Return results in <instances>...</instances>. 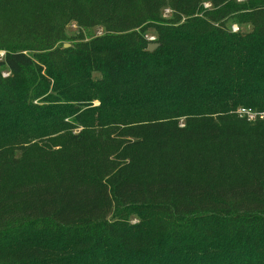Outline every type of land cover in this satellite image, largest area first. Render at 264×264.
Returning <instances> with one entry per match:
<instances>
[{
  "label": "trees",
  "instance_id": "1",
  "mask_svg": "<svg viewBox=\"0 0 264 264\" xmlns=\"http://www.w3.org/2000/svg\"><path fill=\"white\" fill-rule=\"evenodd\" d=\"M0 54V264H264V0H0Z\"/></svg>",
  "mask_w": 264,
  "mask_h": 264
},
{
  "label": "built area",
  "instance_id": "2",
  "mask_svg": "<svg viewBox=\"0 0 264 264\" xmlns=\"http://www.w3.org/2000/svg\"><path fill=\"white\" fill-rule=\"evenodd\" d=\"M206 7L208 8L209 5H206ZM238 30L239 29L237 26L233 27L234 32H237ZM150 40H154V39L150 38ZM237 115L242 119H246L248 122H256L258 120L264 121V112L260 113V112L252 111L250 109H239L237 111Z\"/></svg>",
  "mask_w": 264,
  "mask_h": 264
},
{
  "label": "rangeland",
  "instance_id": "3",
  "mask_svg": "<svg viewBox=\"0 0 264 264\" xmlns=\"http://www.w3.org/2000/svg\"><path fill=\"white\" fill-rule=\"evenodd\" d=\"M239 2H243L244 0H238ZM206 5H210V4H206ZM169 11L166 12V15H169ZM78 32V26L76 24H71L68 27V33L70 36H74L76 33ZM102 29H95V30H91V31H84L86 38H92L95 36H100L102 35ZM69 45V44H67ZM3 57V54H0V59Z\"/></svg>",
  "mask_w": 264,
  "mask_h": 264
},
{
  "label": "water",
  "instance_id": "4",
  "mask_svg": "<svg viewBox=\"0 0 264 264\" xmlns=\"http://www.w3.org/2000/svg\"><path fill=\"white\" fill-rule=\"evenodd\" d=\"M65 47L68 48V47H70V45H66ZM157 47H158V45H154V44H153V45H150V47H149V51L152 52V51H154Z\"/></svg>",
  "mask_w": 264,
  "mask_h": 264
}]
</instances>
